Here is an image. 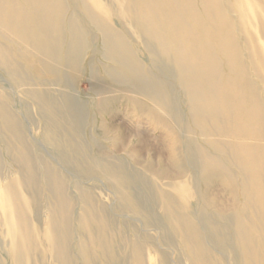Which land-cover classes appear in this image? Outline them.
I'll return each mask as SVG.
<instances>
[{
  "label": "bare ground",
  "instance_id": "bare-ground-1",
  "mask_svg": "<svg viewBox=\"0 0 264 264\" xmlns=\"http://www.w3.org/2000/svg\"><path fill=\"white\" fill-rule=\"evenodd\" d=\"M83 75L87 95L76 89ZM28 105L43 121L44 143L66 164L113 181L124 223L143 210L150 231L167 226L181 238L185 264H219L210 247H229L234 264H264V0H0V133L18 165L0 180L12 261L26 264L21 246L36 247L40 234L52 262L76 264L70 227L78 211V229L94 246L75 242L85 264L104 254V264H145L137 230L144 219L122 223L130 234L114 245L107 223L114 202L92 206L79 178L68 180L40 158L26 137H34L23 121ZM123 115L167 136L174 177L190 175V196L183 179L168 193L130 174L126 153L138 150L130 138L139 132ZM214 181L231 196L222 212L209 193ZM42 193L54 202L37 231L29 214L40 210ZM117 245L129 254L118 256Z\"/></svg>",
  "mask_w": 264,
  "mask_h": 264
},
{
  "label": "rangeland",
  "instance_id": "rangeland-1",
  "mask_svg": "<svg viewBox=\"0 0 264 264\" xmlns=\"http://www.w3.org/2000/svg\"><path fill=\"white\" fill-rule=\"evenodd\" d=\"M254 22L257 23V21L255 20ZM76 89L78 90V92H80V94L83 95H87L91 91L90 81L86 75H83L79 78ZM121 108L122 110H125L126 107L125 105L121 104ZM25 110L29 113L27 116H25V119L23 121L26 122L29 127L31 126V129L33 130L32 132L34 135V139L30 137L28 138L27 134L26 137L31 147L40 154V158L53 163V165L59 170L60 174L63 177H66L68 180L71 181V179L76 180V177L79 178L77 179L79 180L78 184L85 188L93 199V201L91 202L92 206H107L108 204L114 202L113 213L109 216V221H107L108 232L114 245V241H117L119 239V235L121 233L123 235L130 234L129 229L128 232L126 231L127 227L130 228L134 226H139L138 221L142 220L143 218L144 227H139V229L137 227V230L140 235V241L143 243L146 249L145 264H160L159 256L157 254L159 253L158 251L166 252L169 258V264H185L183 261L184 246H182L181 238L179 236H171L170 230L167 226H162L161 228H159L160 232L150 231L149 228L154 227L150 225L151 219L143 210L140 212V214H130L131 216L134 215V219L132 217L127 218L126 222L124 223L119 217L120 212L117 210L121 203L115 198L114 192L117 187L115 186L113 181L106 179L99 171H95L93 175L89 176L79 172L78 168L75 169L72 168L70 165L66 164L63 161L62 155L59 152L53 151L44 143L45 138L41 136L43 127L42 119L34 113V110L32 109L31 105L26 106ZM130 112L131 109L127 108L126 113L129 114ZM121 119L124 120L125 124L128 125L127 129L138 128L139 132V134L136 133L135 136H132L130 138L134 139V145L137 146L138 150H132L131 152L128 151V153L126 154H130L133 157L140 158L143 161L142 164H135L134 159L131 156H128L127 168L130 174L132 176L141 174L142 177L148 182H155L157 188H161L168 193H174V190L170 187L169 183H171L172 181L179 183L183 178L180 180L179 178L174 177L178 172V168L176 158L171 151L170 142L167 136H165L164 133H161L151 127V125H143L142 123L136 122L135 120H131L128 117H125L124 115ZM136 123H139L142 126L137 127ZM118 134L119 132H113V135L119 136ZM40 137H42L41 139H43V141L40 139ZM2 138L3 134L0 133V157L2 161L0 166V180H3L8 175H16L18 171V165L14 162L13 158L7 155V149H5V144L1 142ZM35 140H38L42 144H38ZM120 154H123V156H125L123 152ZM36 167L38 171L43 170V166L40 165V160L39 164H37ZM182 181H184V184H179L184 185L187 189V191L184 192L183 195L190 196L191 191L193 192V189L190 190L189 188L190 183L192 184V181L190 182V175H185V178ZM214 182L215 183L213 187H211V189L209 190V193L211 197L215 198L213 200V208L215 207L218 209L216 211L222 212L223 210H226L228 208V202L230 201L231 196L228 190L226 191L222 183L217 181ZM137 186L139 187L138 184ZM70 190L73 191L72 189ZM39 200L40 210H38V212H32L29 214L31 218L30 220L32 221L37 231L41 230L42 227H47L46 224H43L46 220L47 208L48 206H51L54 202V199L47 193H42L39 197ZM180 202L182 201L180 200ZM180 202L178 201L179 204ZM122 204L124 203L122 202ZM194 205V202L190 205L188 209L189 212L195 211V208L193 207ZM157 210L159 209L157 208ZM37 213H39V216L37 215ZM77 214L78 211H76V215L72 217V227H70V229L72 230V239L74 246H72L71 252H74L73 255H75L74 257L77 258L76 264H85V261L79 257L81 253L79 252V254L77 253L78 255H76L78 248L75 245V242L78 239L87 242L89 249L92 251L94 246L90 245V241L89 239H87L86 233L78 229L77 225L79 223L76 217ZM158 214V217L160 218V212H158ZM213 217L215 218V216ZM4 219L5 217L0 211V264H15V262L12 261L11 258V250L15 249L16 246L14 238L7 231ZM215 220L220 222V219H218V217H216ZM122 223H124L127 227L124 226ZM147 232L153 233L154 235H146ZM39 233H42V231H40ZM122 234L120 236H122ZM39 237L35 236V239L37 241V244L35 243L36 247H28L25 245L21 246L20 252L24 255L26 264H56L52 262L50 256L44 252L43 246L39 247ZM210 248L211 257L213 259H216L219 264H234V254H232L233 252L229 247H225L223 249H215L212 247ZM12 252H14V250ZM115 252L118 256H126V254H129L128 248L126 246L117 245L115 247ZM232 255L233 257L231 259L230 257ZM99 260L101 261V263L98 264H104V262H107V255H102L101 257H99ZM126 264H129V262Z\"/></svg>",
  "mask_w": 264,
  "mask_h": 264
}]
</instances>
